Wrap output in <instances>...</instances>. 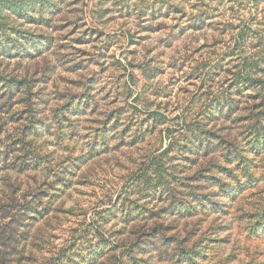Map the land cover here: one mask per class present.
Returning <instances> with one entry per match:
<instances>
[{"label":"rangeland","instance_id":"1","mask_svg":"<svg viewBox=\"0 0 264 264\" xmlns=\"http://www.w3.org/2000/svg\"><path fill=\"white\" fill-rule=\"evenodd\" d=\"M87 1L0 0V187L41 199L38 263L163 228L145 264H264V0Z\"/></svg>","mask_w":264,"mask_h":264},{"label":"trees","instance_id":"2","mask_svg":"<svg viewBox=\"0 0 264 264\" xmlns=\"http://www.w3.org/2000/svg\"><path fill=\"white\" fill-rule=\"evenodd\" d=\"M88 1L91 2L92 0ZM219 138L220 137H217V139ZM207 141H209V139H207ZM226 150L227 149H224V151ZM227 151L229 152V150ZM245 168L242 171L246 175L247 182H250L251 178L254 176L253 171L256 167L249 168L248 166H245ZM261 169L264 171V163ZM7 186H9V188ZM7 186L6 182L3 181V185L0 187V264H39L36 258V251H33L36 246L34 245L35 240L33 232L34 222L45 214L41 209V199H37L39 197H33L30 201L26 202V196L22 198H19V196L17 197V191H15L10 185ZM20 202L24 203L20 204ZM241 214L242 215H240L239 218H241L242 221L245 213L242 212ZM248 219L250 220V217H248ZM237 222L240 223V220L237 219ZM262 229H260L259 232ZM164 235L165 233L162 228L157 232L153 231L152 234L147 237L149 242L130 245L124 244L122 246L124 252L121 251L119 259L113 264H145L139 255L147 256L146 258H157L159 262L163 261L162 257L168 246L165 244V241L161 239ZM157 237H159L161 242L157 240V242L154 243ZM149 243L154 246V249L156 248V251H154L156 252L155 255H153L151 251H146L142 254L144 250L149 248ZM134 249L137 251H134ZM105 251L107 253L110 251L113 252L112 249H107V247ZM173 251H178L177 257L179 258H183L185 255L191 253L189 248L183 247L179 242L175 244ZM100 254L96 256L91 255L92 260L89 261V264H97V261L101 258ZM112 258L115 257H109L108 260L113 261L111 260ZM249 262L245 264H250Z\"/></svg>","mask_w":264,"mask_h":264}]
</instances>
